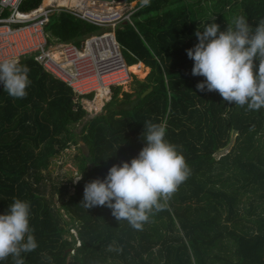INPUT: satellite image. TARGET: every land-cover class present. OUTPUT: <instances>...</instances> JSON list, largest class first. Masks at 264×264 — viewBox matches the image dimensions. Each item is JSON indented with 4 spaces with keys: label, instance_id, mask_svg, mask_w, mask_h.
<instances>
[{
    "label": "trees",
    "instance_id": "obj_1",
    "mask_svg": "<svg viewBox=\"0 0 264 264\" xmlns=\"http://www.w3.org/2000/svg\"><path fill=\"white\" fill-rule=\"evenodd\" d=\"M43 1L30 0L26 10ZM127 1L140 2V10L134 25L117 28V40L130 66L143 63L151 72L134 81L132 92L113 87L104 113L83 128L88 153L77 156L82 179L73 194L71 184L54 181L51 167L71 144L79 145L73 126L88 116L80 98L33 58L20 62L30 69L27 95L13 98L2 89L0 213L13 198L31 204L38 247L22 254L25 264H264V109L248 110L218 91L197 89L205 78L192 74L186 52L198 43L196 30L213 17L224 31L243 15L254 31L264 21V0ZM49 30L77 46L105 32L67 12L54 15ZM151 88L132 111H119ZM149 120L165 123L166 139L183 154L190 174L136 229L106 206L86 209L81 202L86 183L138 155Z\"/></svg>",
    "mask_w": 264,
    "mask_h": 264
},
{
    "label": "clouds",
    "instance_id": "obj_2",
    "mask_svg": "<svg viewBox=\"0 0 264 264\" xmlns=\"http://www.w3.org/2000/svg\"><path fill=\"white\" fill-rule=\"evenodd\" d=\"M150 3L142 0L141 6ZM194 35L198 43L186 52L194 62L192 74L205 78L197 89L218 91L225 101L248 110L264 109V21L253 31L247 18L239 15L221 31L213 17ZM29 72L15 58L0 60L4 92L24 98L31 83ZM143 124L144 146L138 155L111 166L103 179L86 183L81 202L86 209L106 206L117 221L126 220L136 229L142 228L149 214L161 208L160 201L169 198L190 174L183 154L166 139L165 123L149 120ZM74 178L79 181L82 176ZM30 217L31 204L21 198H13L0 213V261L11 256L14 264H25L22 254L38 247Z\"/></svg>",
    "mask_w": 264,
    "mask_h": 264
},
{
    "label": "built area",
    "instance_id": "obj_3",
    "mask_svg": "<svg viewBox=\"0 0 264 264\" xmlns=\"http://www.w3.org/2000/svg\"><path fill=\"white\" fill-rule=\"evenodd\" d=\"M29 1H0V60L15 58L20 63L33 58L78 97L94 95L92 102L103 96L106 103L113 87L131 81V67L114 33L91 36L77 46L55 39L48 27L54 15L69 12L93 26L115 30L124 23L134 24L133 17L140 10L137 2L78 0L70 7L53 3L26 10Z\"/></svg>",
    "mask_w": 264,
    "mask_h": 264
},
{
    "label": "rangeland",
    "instance_id": "obj_4",
    "mask_svg": "<svg viewBox=\"0 0 264 264\" xmlns=\"http://www.w3.org/2000/svg\"><path fill=\"white\" fill-rule=\"evenodd\" d=\"M44 2L45 0L43 1L42 3V6H44ZM138 3V8L140 6V2L136 1ZM136 2H133V3H136ZM41 6V7H42ZM38 9V8H37ZM36 10V9H35ZM135 16V15H134ZM134 18V17H133ZM133 21V20H132ZM134 23V21H133ZM131 24V23H130ZM134 25V24H132ZM105 31H112L111 33H114L117 37V29H115L113 31V29H105ZM103 31L101 32H98L97 35H101L100 33H102ZM118 41V40H117ZM119 42V41H118ZM120 44V43H119ZM121 45V44H120ZM122 47V46H121ZM123 51L126 52L128 50H126L124 47H122ZM125 57V55H124ZM125 60H126V57H125ZM127 62V60H126ZM128 64V62H127ZM141 64V63H140ZM129 65V64H128ZM129 67H132L129 65ZM150 74V70L147 74V76ZM146 77H140L136 74H133L132 73V79L130 82H128V84L122 86L123 87V91L125 92H132V89H133V85H134V81L136 79L138 80H141V81H144ZM117 87V86H116ZM4 90V89H3ZM2 90V92H3ZM1 92V93H2ZM1 95V94H0ZM90 96V95H89ZM89 96H85V97H80V99L82 98V102H81V105L82 107L87 111L88 113V116L79 124L73 126V132L77 135V139H78V142H79V145H74V144H71L70 147L65 150L61 155H59L57 158L54 159V162H53V165L51 167V174L53 176V179L55 182H58V181H61L63 183H69L71 184V193L73 194L74 193V189L73 187L81 180L79 181H76L74 177H77L80 174L79 172V168L77 166V163H78V160H77V156H81V155H85L88 153L87 151V148H86V145L85 143L82 141V130L83 128L85 127V125L92 119H94L95 117H97L98 115H101L104 113V108L102 110H97L96 111V108H92L91 106H89V103H93L92 101L94 100V97L93 99L89 98ZM94 96V95H93ZM122 97V96H121ZM104 98H107V97H104ZM108 100L106 101V103H109L111 102V100L113 99V95L111 96H108L107 98ZM90 101V102H89ZM236 134V133H235ZM238 135V134H237ZM236 139V135L233 137V143ZM227 150L223 151L222 154L226 153ZM82 176V175H81ZM50 184V183H48ZM50 187V185H49ZM59 207V206H58ZM65 218L69 220V217L65 216ZM72 235H74L75 237H77V231L76 230H72ZM71 234L69 235V238L71 239ZM78 246H80V242L78 243ZM72 253H74V251H72ZM70 264H73L72 261H70Z\"/></svg>",
    "mask_w": 264,
    "mask_h": 264
},
{
    "label": "bare ground",
    "instance_id": "obj_5",
    "mask_svg": "<svg viewBox=\"0 0 264 264\" xmlns=\"http://www.w3.org/2000/svg\"><path fill=\"white\" fill-rule=\"evenodd\" d=\"M78 2V0H46L44 2V7L48 6L49 4H53V3H57L58 6L60 7H70V6H74L76 5ZM130 71L140 77H146L148 72H149V68H147L145 66V64H138L135 66H132L130 68ZM102 97L100 96L96 99L95 102L93 103H89V106H91L92 108H96V111L101 110L102 106H103V102H102ZM90 102V101H89ZM106 102V101H105Z\"/></svg>",
    "mask_w": 264,
    "mask_h": 264
},
{
    "label": "water",
    "instance_id": "obj_6",
    "mask_svg": "<svg viewBox=\"0 0 264 264\" xmlns=\"http://www.w3.org/2000/svg\"><path fill=\"white\" fill-rule=\"evenodd\" d=\"M2 89H3V85L0 84V94L2 92ZM153 91L154 88L149 89L141 96V98L134 100L131 104L119 107V111H128V112L132 111L134 107H136L143 99L149 96Z\"/></svg>",
    "mask_w": 264,
    "mask_h": 264
},
{
    "label": "crops",
    "instance_id": "obj_7",
    "mask_svg": "<svg viewBox=\"0 0 264 264\" xmlns=\"http://www.w3.org/2000/svg\"><path fill=\"white\" fill-rule=\"evenodd\" d=\"M63 12H61L60 14H62ZM67 13H69V12H67ZM71 14V13H70ZM73 15V14H72ZM50 26V25H49ZM102 29H110V28H102ZM48 31L51 33V31L49 30V27H48ZM114 31V30H113ZM107 32H112V31H105L104 33H107ZM104 33H102V34H104ZM52 34V33H51ZM95 35H97V34H95ZM53 36V35H52ZM92 36H94V35H92ZM91 37V36H90ZM90 37H88V38H90ZM61 42V41H60ZM65 43V42H64ZM83 43V42H82ZM73 44V43H72ZM82 45V44H81ZM143 64V63H142ZM148 68V67H147ZM149 70H150V72H151V69L149 68ZM148 77V76H147ZM146 79V78H145ZM113 95V94H112ZM78 98H80V97H78ZM81 100V102H82V98L80 99ZM103 102V101H102ZM110 103V102H109ZM108 103H104L103 102V106H102V108H101V110L103 109V108H105V106L107 105ZM85 110V109H84ZM77 185V184H76Z\"/></svg>",
    "mask_w": 264,
    "mask_h": 264
}]
</instances>
